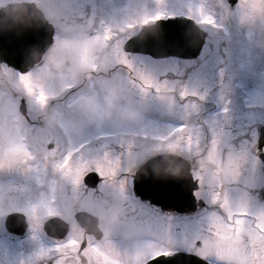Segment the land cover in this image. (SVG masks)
Segmentation results:
<instances>
[{
	"label": "snow or ice",
	"instance_id": "6c2138e0",
	"mask_svg": "<svg viewBox=\"0 0 264 264\" xmlns=\"http://www.w3.org/2000/svg\"><path fill=\"white\" fill-rule=\"evenodd\" d=\"M31 7L55 13L46 22L52 42L43 51L37 45L40 57L24 70L0 48V264L163 257L264 264V0H31ZM176 16L191 21L198 55L136 50L166 39L158 22ZM51 53L79 74L53 72ZM115 85L140 117L73 132L87 119L85 102L102 104ZM165 156L183 161L184 173L157 175L151 164ZM185 177L192 211L137 194L138 182H150L179 197L174 182ZM108 210L121 212L119 223L85 232L82 217ZM53 217L66 226L62 235L46 228ZM19 218L27 234L17 248L9 223Z\"/></svg>",
	"mask_w": 264,
	"mask_h": 264
},
{
	"label": "water",
	"instance_id": "95a60500",
	"mask_svg": "<svg viewBox=\"0 0 264 264\" xmlns=\"http://www.w3.org/2000/svg\"><path fill=\"white\" fill-rule=\"evenodd\" d=\"M14 5L25 6L19 3H11L2 7L0 12V48H3L5 53V62L11 64L13 67L25 68L29 64V58L34 52H38L37 45L41 49L50 43L52 36L51 27L40 20L41 13L38 9L31 7V3H26L29 12L34 15L30 26H6L4 17L7 10ZM10 23V22H9ZM161 28V35L166 39H149L137 46L136 50L142 48L145 52L154 57H194L199 54V49L202 41L191 27V21L181 17H172L158 22ZM264 146V145H262ZM144 163H147L145 161ZM185 163L181 160L165 156L159 161H153L151 164L152 170L157 175L171 176L169 169L178 168L179 177L185 171ZM147 171V168L145 169ZM95 176L94 174H92ZM176 188H180L182 195L175 197L169 194L170 186L153 187L150 182L137 183V194L142 199H150L154 203H159L160 206L166 210H172L177 213L192 211L196 206V199L191 193L192 181L190 177L181 178L174 182ZM182 186V187H181ZM81 226L89 229L96 224V219L93 217H82L80 220ZM15 226V222H10L9 226ZM25 223H21V229ZM63 231L65 225H63ZM46 228L50 232L57 235V217L51 218ZM63 231L61 234H63ZM160 264H181L178 257H163ZM190 264H196L193 258Z\"/></svg>",
	"mask_w": 264,
	"mask_h": 264
},
{
	"label": "clouds",
	"instance_id": "9594fccd",
	"mask_svg": "<svg viewBox=\"0 0 264 264\" xmlns=\"http://www.w3.org/2000/svg\"><path fill=\"white\" fill-rule=\"evenodd\" d=\"M20 5L11 6L7 10V14L4 17L6 26H30L35 19L34 15L29 12L26 6V0H20ZM55 17L54 12L43 13L40 16V20L45 23L51 21ZM10 22V23H9ZM39 52H34L31 54L30 59L36 60L40 57ZM67 57H62L59 54L51 53L50 59L48 60V66L53 72L59 73L60 75H78L79 69L68 65L65 67V61ZM86 121L82 123L72 124L71 130L73 132H81L84 125L86 124H102V123H117V122H133L137 120L142 114V109L139 108L132 102H123L120 96L119 85L110 87L105 94V99L102 104L95 103L91 100L86 101L83 105ZM45 119L49 123L53 122V116L51 112L45 113ZM171 176H177L179 174V169H169ZM120 211H104L100 215V220L102 223L98 224L95 231L111 230L112 225L119 223L121 219ZM85 232L89 229L85 228Z\"/></svg>",
	"mask_w": 264,
	"mask_h": 264
},
{
	"label": "flooded vegetation",
	"instance_id": "af4514ba",
	"mask_svg": "<svg viewBox=\"0 0 264 264\" xmlns=\"http://www.w3.org/2000/svg\"><path fill=\"white\" fill-rule=\"evenodd\" d=\"M26 1H30L31 2V0H26ZM9 2H11V1H9ZM1 6H4V5H0V7ZM92 174L95 175V173H92ZM92 174H90V175H92ZM99 179L100 178L98 176H96V182L97 183L99 182ZM93 186H95V185L93 184ZM92 217L96 219V225H93L92 227H90L89 230H94L96 228V226L101 223L100 217L97 214L95 216H92ZM22 222H23V218H19L18 220L15 221V224H16L15 226H11V225L9 226V231L10 232L15 231V232H12V233L15 234L13 242H14V244H15V246L17 248H19L21 246L20 241L23 240V238L27 234V232H26L27 225H25L23 227V230L20 228ZM83 228L85 229V227H83ZM21 230H22V232H21ZM56 230H57V235H62L61 234L62 231H63L62 221H60V219L58 217H57V229ZM24 246L26 247V245H24Z\"/></svg>",
	"mask_w": 264,
	"mask_h": 264
},
{
	"label": "rangeland",
	"instance_id": "374dc122",
	"mask_svg": "<svg viewBox=\"0 0 264 264\" xmlns=\"http://www.w3.org/2000/svg\"><path fill=\"white\" fill-rule=\"evenodd\" d=\"M7 1H19V0H7ZM171 57H176V56H171ZM179 58V57H178ZM101 213L102 212H100V213H97V215L100 217V215H101ZM70 215V216H69ZM65 219H69V220H71V218H72V213H71V211H69V213L67 214V215H65V217H64ZM102 223V222H101Z\"/></svg>",
	"mask_w": 264,
	"mask_h": 264
}]
</instances>
